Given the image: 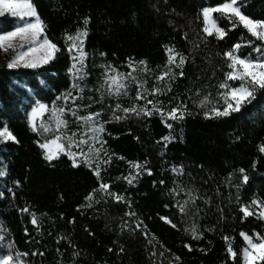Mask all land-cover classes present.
Segmentation results:
<instances>
[{
	"label": "trees",
	"instance_id": "16d2710c",
	"mask_svg": "<svg viewBox=\"0 0 264 264\" xmlns=\"http://www.w3.org/2000/svg\"><path fill=\"white\" fill-rule=\"evenodd\" d=\"M31 2L45 24L44 35L60 51L48 64L35 69H10L6 59L0 63V127L6 122L19 141L0 144V169L8 172L0 177L4 243L11 241L14 251L28 253L21 257L25 264H242L239 253L246 241L240 232L264 234L263 220L254 215L245 218L240 211L242 205L264 200V154L258 150L264 144V90L257 91L256 99L242 109L243 115L228 118H206L198 101L210 93L216 103L218 92L224 91L218 87L229 71L224 52L239 43L241 54L256 58L254 46L264 42L257 41L238 23L232 28V21L220 13L214 16L227 33L224 39L204 33L202 9L217 7L225 0ZM242 10L253 19H264V0H247V8ZM85 18H90L87 26ZM17 21L8 13L0 16V30H13ZM85 27L86 75L78 82L81 92L80 88L72 90L69 69L73 55L78 53L75 49L68 51L72 42L66 37ZM249 40L253 44H248ZM169 47L188 59L183 65L184 76H177L172 91L158 99L163 101L165 113L183 101L191 115L172 120L166 114H129L117 120L109 107L117 103L114 97L105 95L103 105L93 103L99 99L97 89L104 80L105 65L126 74L133 72L129 67L133 64V75L146 79L150 89L167 65ZM140 61L146 62L148 72H140L144 67ZM227 83L239 86L238 81ZM129 84L130 95L118 101L125 107L132 105L137 91V85ZM198 89L200 96L195 95ZM69 90L73 97H83L76 100L81 105L79 115L104 108L103 119L108 121L104 125V149L112 158L109 164L96 162L99 177L85 163L74 166L67 154L48 161L37 143L43 141L40 132L31 129L29 116L36 104L73 106L71 99L66 105L58 100ZM136 102L144 104L143 100ZM85 104L92 107L84 109ZM116 115L123 113L117 111ZM64 116L76 120L70 113ZM130 162H139L143 168L151 169V174L143 168L137 174ZM181 166L182 175L173 170ZM240 168L249 176L246 184L242 183ZM125 177L135 179L128 183ZM161 180L165 183L161 184ZM101 183L109 184L108 191L124 200L117 201L101 190ZM237 184H241L239 189ZM174 188L178 196L172 192ZM189 190L199 198L195 205L189 203L187 214H182L177 201L183 203ZM89 195L93 197L91 201L86 199ZM209 199L210 203H205ZM89 203L91 207H87ZM25 208L27 212L22 211ZM129 212L136 215H126ZM33 216L36 224L32 223ZM162 217H168L177 227ZM138 221L143 223L137 229ZM193 223L199 225L203 239L194 240L185 231ZM224 236L232 238L238 253L235 262L227 253L229 241ZM185 245H191V250Z\"/></svg>",
	"mask_w": 264,
	"mask_h": 264
},
{
	"label": "snow or ice",
	"instance_id": "6c2138e0",
	"mask_svg": "<svg viewBox=\"0 0 264 264\" xmlns=\"http://www.w3.org/2000/svg\"><path fill=\"white\" fill-rule=\"evenodd\" d=\"M247 8V0H225L224 3L218 5L217 7H205L202 9L203 17L205 20V27L203 28L204 33L211 36L215 34L218 39H224L227 35L225 29L220 27L216 20L213 18V13H220V15L226 16L228 20L232 21V28L237 26V23L242 25L251 36L255 37L257 41L264 42V19H253L251 16L246 15L245 11L242 9ZM5 13H9L12 17L20 18L17 21L14 30L12 31H2L0 30V49L5 52H8L10 49H15L16 45L14 44V39L18 38L22 44L21 49H23L24 44L27 45V50H20L13 56L12 60L8 62V68H17L20 66L27 68H38L42 64H48L49 61L53 60L56 56V53L60 51L58 46L48 39L47 35L42 34L45 32V24L41 20L38 12L36 11L35 6L32 4L31 0H0V16H3ZM24 17H34L35 20L29 21L24 20ZM90 18L84 19V25L87 26ZM87 36V27L83 29H78L75 35H67L66 41L72 42L68 47V51L72 52L73 49L78 52V56L73 55V64L69 69V72L72 74V90L80 88L79 81L85 79V57L87 53L83 51V39ZM248 44H253V41L249 40ZM241 44H235L231 49L223 53L227 58L228 64L227 67L229 71L225 73L226 80L219 84V88L224 91L218 92L219 99L216 103H213L210 99V93L202 96L198 101V107L205 109L203 115L206 118H228L232 117L233 114H241L242 109L252 103L256 99V93L258 90H264V45L254 46V51L258 54L256 58H252L251 54L245 56L239 52ZM169 58L167 65H165L164 70L155 77L156 85L152 88H148V81L146 79H141L137 75H133V72L136 71V68L133 64H129L130 68H133V72L129 73H120L117 70L113 69L111 66L105 65V76L104 80L101 83L100 87L97 89L99 92V99L94 100L93 103H99L103 105L105 100V95L108 97H114L117 100L115 106L109 105L112 108V114L114 119H125L129 114H133L136 117H150L154 114H159L162 117L166 116L172 120H182L184 119L185 114L191 115L188 112L187 105L181 101L176 106L171 107L165 113V108L163 106V101L159 100L158 97L161 95H166L172 91L173 82L177 79V76H184L183 65L187 61L182 53L175 51L173 48L166 49ZM101 55H106L101 53ZM144 67L140 68L141 73H146L149 69L146 66L145 61L139 62ZM79 65V67H77ZM174 69H180L177 73ZM167 78V80H165ZM227 81H238L239 86H231ZM129 82L137 85V91L133 99V103L129 107H125L118 101L122 96L128 97L129 93ZM161 83L163 86H160ZM72 90H69L63 93L58 100H62L67 104V101L72 100L73 106H61L52 108V120H54V126L50 123H41L38 125L36 123V118L42 116L44 112L48 111V106L42 103H38L36 107L32 109L31 115L29 117V122L32 131H39L42 136H44V142L41 143L37 141L39 147L45 150V158L48 161H52L57 158L61 153L67 154L73 162L74 166H79V163H85L89 168H93L97 177L100 176L99 163L94 165V161H103L104 164H109L111 162V156L108 155L104 145L107 141L102 139V133L105 132V121L102 119L104 108L101 107L97 111H88L87 115H79L78 109L81 105L76 104V100H82L83 97L77 95L73 97ZM80 91H83V88H80ZM195 95L200 96L201 90H197ZM149 96H152V99H148ZM91 99V98H90ZM143 100L144 104L141 105L136 101ZM171 104V101H169ZM196 103V102H194ZM151 105V108L148 106ZM91 104L83 105L84 109H90ZM117 111L123 113L122 116L116 115ZM65 113H70L73 117L76 118L77 123L83 125L84 131L80 132L79 137L77 132H71L69 134V121L64 117ZM168 127L171 128L172 125L168 124ZM54 133L51 139L47 138V134ZM91 134V135H89ZM168 140L169 137L163 138ZM14 141L19 143L17 137L9 129L7 123L5 122L3 127H0V142ZM100 144V147H96L97 144ZM87 146V151L84 150ZM75 148L76 151L72 149ZM259 152L264 154V144L259 146ZM103 152V157L101 153ZM112 155H115L113 153ZM77 157H80V160H77ZM106 157V159L104 158ZM123 159V157H119ZM132 163L133 168L136 169L137 174L141 172L143 166L139 162H130ZM147 163V162H145ZM255 167V164L253 165ZM149 175L151 174V169L143 168ZM179 174L182 173V166L180 169H173ZM239 173L241 174L242 183L246 184L249 180V176L246 173L244 168H240ZM8 175L7 169H0V177H5ZM131 176V173H130ZM128 180V183H132L135 177L131 179L125 177ZM231 182V174L229 177V183ZM16 183H19L17 181ZM161 184L165 183L163 180L160 181ZM237 189L241 187V184L235 185ZM110 185L107 183H101L100 189L107 192L108 195L114 196L117 201H123L124 197L113 194L108 191ZM95 191V190H94ZM184 191V189H180ZM172 192L177 196L179 192L174 188ZM187 199L181 203L177 201V207L182 214H187L188 205L191 203L195 205L196 200L199 198L193 191L189 190L185 193ZM2 195V194H0ZM89 201L93 199L92 195L86 197ZM237 202H239V197H237ZM205 203H210V199L205 201ZM91 207V203L87 205ZM167 207V205H165ZM257 209L258 212H257ZM223 211V209H218ZM22 211L27 212L28 209H22ZM240 211L243 213L245 218L251 217L253 215H258L260 218H264V200L256 199L253 200L249 205H242ZM199 212V209H197ZM129 216H135L134 212L126 213ZM169 225L173 228H176L177 225L173 223L168 217H162ZM32 223L36 224V218L33 216ZM142 221L136 223V228H141ZM146 229V225L143 226ZM211 230V229H210ZM185 231L190 232L194 240L203 239V232L199 230V225L193 223L190 228H186ZM146 234V233H145ZM259 242L253 240V237L246 232H240V236L247 242V246L243 247L240 250L239 255L242 258V264H257V261H264V236H261L259 233L255 234ZM225 240L229 241L227 244V253L229 254L232 261L237 260L238 253L233 248L231 239L228 236L223 237ZM5 242V232L2 226H0V264H25L22 256H27L28 253H20L13 250V244L11 241ZM151 243V241H149ZM189 250H191V245H185ZM123 249H121L122 251ZM201 251H206L201 249ZM36 253H33L35 255ZM43 253H41L42 255ZM154 255V253H153ZM178 260L179 257H176Z\"/></svg>",
	"mask_w": 264,
	"mask_h": 264
},
{
	"label": "rangeland",
	"instance_id": "374dc122",
	"mask_svg": "<svg viewBox=\"0 0 264 264\" xmlns=\"http://www.w3.org/2000/svg\"><path fill=\"white\" fill-rule=\"evenodd\" d=\"M5 14H7V13H5ZM9 14V13H8ZM215 13H213V18L215 19ZM18 18V17H17ZM20 18H18V20H19ZM24 20H29V21H33L34 22V20H35V18L34 17H31V18H29V17H24L23 18ZM216 20V19H215ZM216 23H217V21H216ZM17 24V23H16ZM16 26V25H15ZM14 30V29H13ZM12 31V30H11ZM43 35L44 34H42V36H41V39L43 38ZM14 44L16 45V48L13 50V49H10L8 52H5V51H3L2 49H0V63L4 60V59H6L7 61H6V63L8 64V62H10L11 60H12V58H13V56L14 55H16V53L18 52V51H20V50H24V51H26L27 50V45L26 44H24V46H23V49H21V44H22V42L18 39V38H15L14 39ZM78 53V52H77ZM79 55V54H78ZM20 67H23V66H20ZM77 67H79V65L77 66ZM18 68V67H17ZM43 104V103H42ZM46 105V104H45ZM37 106V104L34 106V107H36ZM48 106V105H47ZM33 107V108H34ZM53 107H55V106H48V111H46V112H44L43 113V115L42 116H38L37 118H36V123L39 125L40 123H41V121H43L44 123H52L53 124V126H54V120H52V108ZM31 112H32V110H31ZM31 112H30V115H31ZM30 117V116H29ZM63 118H65V119H67L65 116L63 117ZM102 119H103V116H102ZM69 121V125H68V127H69V134H71V132H77V136L79 137V134L80 133H78L81 129H83V131H84V128H83V125L81 124V123H77L76 122V120H68ZM71 125H73V127H71ZM41 134V133H40ZM54 135V133H49V134H47V138H49V139H51L52 138V136ZM89 135H91V134H89ZM102 135V139H103V133L101 134ZM42 136V135H41ZM42 138H43V141H42V143L44 142V136H42ZM104 140V139H103ZM1 143H3V142H0V144ZM96 147H100V144L98 143L97 145H96ZM44 150V149H43ZM73 151H76V149L75 148H73L72 149ZM84 150L85 151H87V146H85V148H84ZM44 152H45V150H44ZM61 154H65V153H61ZM60 154V155H61ZM59 155V156H60ZM81 158L80 157H77V160H80ZM97 161H94V164L96 163ZM258 210L259 209H257V212H258ZM254 216H256L257 218H259V219H261V220H263L264 221V218H260L258 215H254ZM256 233H254L253 235H250V236H252L253 237V240L254 241H256V242H259V240L257 239V237H256V235H255ZM261 235V234H260ZM261 236H264V234L263 235H261ZM246 246H247V242H246Z\"/></svg>",
	"mask_w": 264,
	"mask_h": 264
}]
</instances>
